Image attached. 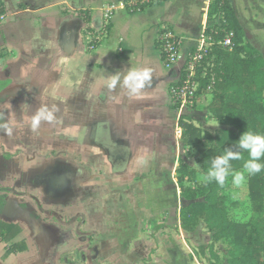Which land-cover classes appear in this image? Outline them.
<instances>
[{"label": "rangeland", "instance_id": "374dc122", "mask_svg": "<svg viewBox=\"0 0 264 264\" xmlns=\"http://www.w3.org/2000/svg\"><path fill=\"white\" fill-rule=\"evenodd\" d=\"M105 1L111 8L108 19L104 18L105 13L97 12L91 22L99 36L102 30H106L105 24H112L109 37H104L102 52L122 58L119 62L132 64L131 71L152 67L150 84L142 90L139 98L131 97L119 84L115 89L106 86L112 76L108 58H99L101 62L108 63L105 68L90 71L88 65L95 52L88 50V43L95 39L90 34L82 32L73 38L71 44L75 50L70 55L66 48L62 49L59 28L63 15L59 8L31 17L30 23H26L29 27L23 38L30 46V50L23 54V65L26 67L23 77L27 84L24 85V92L29 99L23 104V111L14 104L16 113L11 125L19 126L21 131L16 133L18 127H15L16 131L11 127L13 136L17 135V140H24L23 143H36V140L39 143L36 138L40 136L45 143L43 150L40 149L45 152V155L42 153L44 158L48 155L47 140H58L60 137L63 144L71 146L70 140L75 141L77 136L78 143L73 145V149L64 146L55 149L56 155L62 151L58 158L63 163H74L73 154L81 152V139L91 144L92 154L86 161V172L89 174L91 170L92 176H75L72 185L81 198L66 199L64 203H55L47 198L35 199L36 204L44 205L39 211L41 218L47 222L55 220L61 227L63 238L76 237L75 244L67 243L66 248L58 253L60 264H134L127 258L133 255L142 258L135 264H148L151 258L189 257L187 250L196 255L200 246L205 248L206 257L215 255L219 264H227V244L213 239V232L209 231L205 221L199 219L191 225H182L180 215L190 201L181 197L180 184L186 190L199 193L205 185L201 182L205 173L197 162L200 158L197 151L187 148L184 143V129L174 123L181 117L183 122L193 125L185 115L191 108H183L182 115L177 117L178 109L174 111L170 106L169 89L172 84L168 86L165 78L160 75L163 83L159 76H155L153 67L160 68L161 60L153 49L155 30L152 28L151 40L145 29H149L148 25L157 17L152 16V12L161 11L155 9L147 14H130L121 7L123 4L127 6L125 0ZM249 3L253 13L261 15L260 26L251 24V43L256 45L264 58V0H249ZM188 8V14H198L197 7H194V12L191 6ZM48 14L50 20L46 19ZM3 27L1 25L0 30ZM182 53L181 58L184 56ZM113 67L115 71L121 69L120 66ZM36 69L46 71L49 76L46 82L33 86ZM37 88L42 90V96L37 95ZM211 99V89H206L205 93L197 94L191 109L202 103L206 114L215 122L214 127L193 125L201 136H212L220 128L206 109ZM148 103L152 104V116H146L143 108ZM171 104L173 107L172 101ZM41 108H47L52 119L42 120L39 128L33 130L32 117ZM102 126L114 129L115 133L110 128L107 137L96 132ZM84 127L87 133L83 131ZM73 130L77 132L72 133ZM203 143L206 148L212 147L208 141ZM36 151L34 156L39 155ZM21 153L27 151L24 149ZM173 155L179 156L175 164L170 162ZM80 162L77 159L79 164L75 165V169L84 173L80 170ZM218 196L223 199L231 221L249 223L255 218L249 200L248 178L241 186L235 187L229 177ZM91 249H97L104 261H91ZM74 254H77L76 261Z\"/></svg>", "mask_w": 264, "mask_h": 264}, {"label": "crops", "instance_id": "0c3cea01", "mask_svg": "<svg viewBox=\"0 0 264 264\" xmlns=\"http://www.w3.org/2000/svg\"><path fill=\"white\" fill-rule=\"evenodd\" d=\"M229 1L236 19L244 32V41L259 52L256 45L251 43L253 39L250 37V34L252 35L250 28L251 24L253 25L254 23L260 26V13H253L249 0ZM210 2L211 0H166L160 5H154L141 12L142 14H147L149 11H154L155 9L161 11L152 12V16L155 15L157 17L152 19V23L148 25L149 29H145V31L148 30L147 33H149V38L152 40V28L155 30L153 34V49L161 60L159 64L160 68L158 66H154L153 68L155 76H159L158 79L163 83L165 82L162 78H165L168 86L177 81L182 61L170 66L164 64L161 58V52L155 47L159 35L163 30H167L180 40V52H183L182 54L184 55L181 60H183L193 51L203 30L206 27L209 28L211 24L207 21L206 15ZM98 6L100 8H97ZM189 6L193 8V12L194 7H197L198 14L194 16L188 14L187 11L190 10L188 8ZM61 7L63 8L62 10H60ZM121 7L124 8V6ZM56 8H59V11L63 15V22L60 23L59 34L63 42L61 47L63 50L65 48L68 50V55L75 50L71 44L73 38L78 33L83 32L84 34L87 33L99 39L96 48L93 50L95 51L94 57L90 59L91 63L88 65L91 72L94 69L99 70L107 66L108 63L101 62L99 58L109 59V63L111 64L108 69L111 70V75L117 72L123 74L133 69L132 64L119 62L122 58H114L111 54L102 52V44L105 41L104 37H109L112 24L110 22L105 24V27L107 26L106 30H102L100 36L91 26L95 13H106L109 9L105 0H0V9L3 11L1 14L3 20L0 21V26H4L0 30V125L7 126L0 127V195L3 193L6 195L4 206L0 210V223L15 225L17 232L8 242L0 240V264H60L61 259L58 253L63 248H66L67 243L72 242L71 237L65 236L63 238L62 231L60 232L55 226L46 225L39 220H31L28 214L36 213L37 209L35 205L28 204L25 210L22 208L24 201L19 199L13 190L14 188H21L23 186L24 176L18 175L22 174V168L25 166V158L21 151L26 150L28 145L23 143V139V141H18L16 138L17 135L14 137L13 132L9 134L7 131V128L11 127L14 130L15 127H18L16 129L17 131L15 130L16 133L21 131L19 126L11 125L16 113V106L14 104H17V107H20L23 111V104L29 99L28 95L24 92V85L27 84L23 77L26 68L23 65V54L30 50L28 42L23 39L26 34L25 32L28 31L27 27H29V24L26 25V23L31 20V17L45 12L50 13V11H54ZM50 18L48 14L46 19L50 20ZM83 18H86L89 23H84ZM141 50L144 49L142 48ZM120 54L122 55V52ZM146 59L148 58L146 57ZM113 66H120L121 69L115 71ZM150 69L152 70V67ZM35 71L37 72L34 74L31 85H38L39 83L41 84L47 81L49 74L46 71L42 69H36ZM121 79H123V76H121ZM36 90H38L37 95H43L41 89L37 88ZM170 106L175 111L171 104V97ZM143 108L146 116H152V104H145ZM172 109L169 111H172ZM191 109L185 115L191 119L193 125L198 126L204 124L205 126L214 127L215 122L206 114L202 103H198L195 109ZM182 111L183 109L180 114H177V117L182 115ZM21 114H19V117L22 120ZM174 123L176 126L178 125V121L174 120ZM109 128L108 126H102L96 132L109 134ZM176 129L178 130V128ZM110 130L112 133H115L114 129L110 128ZM123 139L125 140V138ZM186 147L188 148V146ZM13 150L14 152H18V157L14 159L11 158L14 153ZM174 150L176 152V149ZM175 152L173 153L175 154ZM178 160L179 156L173 155L170 162L175 164ZM187 251L189 257L185 258L173 255L172 257L151 258L148 264H202L194 254H191L189 250ZM89 254L91 261L105 259L97 249L89 250ZM76 255L74 254V258H76ZM127 258L132 260L134 264L142 260V258L135 255L128 256ZM67 264L72 263L68 262ZM116 264L119 263L117 262Z\"/></svg>", "mask_w": 264, "mask_h": 264}, {"label": "trees", "instance_id": "16d2710c", "mask_svg": "<svg viewBox=\"0 0 264 264\" xmlns=\"http://www.w3.org/2000/svg\"><path fill=\"white\" fill-rule=\"evenodd\" d=\"M129 1L125 0V9L134 14L166 0H148L143 3L142 0H135L133 7L128 6ZM2 12L0 9V16ZM206 15L211 24L205 33L211 38L212 46L197 68V94L211 89L212 99L206 109L220 128L212 136H201L196 127L183 122L181 117L178 120L179 127L184 129V143L197 151L200 156L197 162L204 173L211 159L223 154L224 149L238 150L236 141L245 130L264 134V59L244 41V32L229 0H211ZM83 21L89 23L86 18ZM229 34L231 46L223 47L222 42ZM155 47L160 51L158 40ZM161 58L164 61L162 54ZM173 108L177 110L178 106ZM203 141H208L212 147L206 148ZM246 159L247 153H243L242 160L232 162L233 168L241 169ZM223 187L212 182L205 184L197 193L186 190L180 184L181 197L190 201L180 215L183 227L199 219L205 221L209 231L213 232V239L227 244V264H264V172L248 177L249 200L255 214L249 223H237L228 218V209L218 196ZM5 198L4 193L0 195V210ZM16 233L15 225L0 223L1 241H10ZM195 256L204 264H219L215 255L212 258L205 256L203 246L198 247Z\"/></svg>", "mask_w": 264, "mask_h": 264}, {"label": "flooded vegetation", "instance_id": "af4514ba", "mask_svg": "<svg viewBox=\"0 0 264 264\" xmlns=\"http://www.w3.org/2000/svg\"><path fill=\"white\" fill-rule=\"evenodd\" d=\"M29 128L30 127H28V129ZM86 130L87 129L84 127L83 131L85 133H87ZM76 132L77 130L72 131V133H76ZM103 136L107 137L108 134L106 133ZM40 138H41L40 136L39 138H36L39 139L40 141L39 143L37 142V140L36 143L34 142L26 143L28 145V148L26 149L27 153L25 154L22 153L23 157L25 158V162H24L25 166L22 168L23 169L22 174L18 175V176H24L23 184H22L23 186L21 188L20 187L14 188L13 191L17 197H21L22 201H24V203L22 204V208L24 210L27 208L28 204L35 205L37 209L36 213L28 214V217L31 220H39L46 225L55 226L60 230L61 227H59V225L56 224L55 220L47 222L40 217L39 211H42L41 208L44 205L36 204L37 202H35V199L38 198L39 201L40 198L43 199L47 198L53 200V202L55 203L56 202L64 203L67 201L66 199H68L69 201L71 199L76 200V198L79 196L78 190L72 187L74 183L73 181L75 180V176H92L93 173L91 170L89 174H87L86 172V167H87L86 161L91 158V154H92L91 144L88 143L86 140L81 139V146L79 147L81 152L78 153L75 151V153L73 154L75 164L73 162L69 163L65 161L63 163L60 162V158H58L59 153H62V151H60L56 155L55 149H58V147L61 146H64L66 148L70 147L73 149V145L77 146L78 137L76 136L75 141L70 140L71 146L63 144L61 142L60 137H58L60 141L59 139L47 140L46 144H47L48 155L46 158L42 156V153L45 155V152L40 151V149L43 150L42 147L45 144L44 142H42L43 140ZM98 144L101 145L100 142H98ZM104 144L106 143L104 142ZM76 148L77 147H75V149ZM35 151L39 155L34 156ZM30 154L32 155V157H29ZM17 157H18V152H14L11 158L14 159ZM80 157H82V159ZM77 159L82 161L80 162V166L82 167L80 170H83L84 173L82 171L81 172L76 171L75 165L79 164L77 163ZM31 165H33L34 167L30 168ZM79 198L81 197L79 196ZM75 239L71 237V241L73 243L75 242L74 241Z\"/></svg>", "mask_w": 264, "mask_h": 264}, {"label": "clouds", "instance_id": "9594fccd", "mask_svg": "<svg viewBox=\"0 0 264 264\" xmlns=\"http://www.w3.org/2000/svg\"><path fill=\"white\" fill-rule=\"evenodd\" d=\"M152 70L144 68L128 72L121 79L119 72L113 74L107 83L109 89H115L119 84L125 88L133 98H139L142 90L150 84ZM52 114L47 108H41L32 117L31 127L33 130L39 128L42 120H51ZM0 127H7L0 125ZM11 134V128H7ZM236 151L226 148L223 154L211 159L205 174L201 176V182L209 184L215 182L223 187L231 177V183L235 187L241 186L248 177L264 172V134L251 130H245L236 141ZM243 153H247V159L243 161L242 168H233V161L243 159Z\"/></svg>", "mask_w": 264, "mask_h": 264}, {"label": "built area", "instance_id": "2783aa9c", "mask_svg": "<svg viewBox=\"0 0 264 264\" xmlns=\"http://www.w3.org/2000/svg\"><path fill=\"white\" fill-rule=\"evenodd\" d=\"M146 1L148 0H142V3ZM135 4L136 2L130 0L128 5L133 7ZM123 6L125 8L124 4ZM109 13H111V8L106 11V15L104 16L105 19H108ZM2 20L3 17L0 16V21ZM207 30L208 27H206L201 33L197 45L194 47L193 51L189 53L183 60H181L182 58L180 55V40L177 37L167 30H163L158 37V41L160 42V52L163 55L164 64L170 66L182 61L178 79L169 89L173 106H178L179 114L185 107L192 108L193 103L197 98V92L199 89V81L196 74L197 68L200 66V62L202 61L203 57L210 52L212 46L211 38L205 33ZM230 37V34L225 37L224 41L222 42L223 47L231 46ZM98 42V38L92 39L88 43V50L93 51L96 48Z\"/></svg>", "mask_w": 264, "mask_h": 264}]
</instances>
